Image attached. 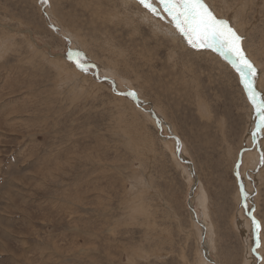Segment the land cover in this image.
<instances>
[{"label": "rangeland", "instance_id": "1", "mask_svg": "<svg viewBox=\"0 0 264 264\" xmlns=\"http://www.w3.org/2000/svg\"><path fill=\"white\" fill-rule=\"evenodd\" d=\"M204 2L263 93L264 0ZM166 23L137 0H0V264H264V133L230 65Z\"/></svg>", "mask_w": 264, "mask_h": 264}, {"label": "snow or ice", "instance_id": "2", "mask_svg": "<svg viewBox=\"0 0 264 264\" xmlns=\"http://www.w3.org/2000/svg\"><path fill=\"white\" fill-rule=\"evenodd\" d=\"M40 2L44 4L47 0ZM137 3L153 18L166 21L188 47L215 53L230 65L238 75L239 83L253 110L255 130L251 132L252 139L255 141L258 134L264 133V93L256 87L257 70L242 47V37L230 23L218 18L204 0H137ZM67 58L83 73H87L91 67L79 52L69 51ZM111 83L115 91V82ZM117 94L134 98L136 96L134 92ZM241 195L247 200L243 190ZM244 207L247 208L246 203ZM250 219L254 238L252 251L255 252L261 246V224L254 216Z\"/></svg>", "mask_w": 264, "mask_h": 264}, {"label": "bare ground", "instance_id": "3", "mask_svg": "<svg viewBox=\"0 0 264 264\" xmlns=\"http://www.w3.org/2000/svg\"><path fill=\"white\" fill-rule=\"evenodd\" d=\"M53 16H54V15H53ZM166 24H167L168 28H172L168 23H166ZM172 29H173V28H172ZM175 34H176V33H175ZM172 36H173V35H172ZM73 42H74V41H73ZM74 44H75V43H74ZM98 68H99V67H98ZM114 74H115V73H114ZM112 77H113V76H112ZM113 78H114V77H113ZM119 79H120V78H119ZM119 79H118V80H119ZM261 84H262V83H261ZM263 86H264V85H263ZM263 86H262V87H263ZM257 87H258V86H257ZM258 88H259V87H258ZM258 88H257V89H258ZM260 90L264 93V90H262V89H260ZM248 156H249L248 160L253 164V159H251V156H252V157H254V156H253V155H250V154L247 155V157H248ZM254 159L259 163L258 158L254 157ZM259 160H260V159H259ZM254 162H255V161H254ZM258 163H257V164H258ZM253 167H254V166H253ZM253 167H251V170H253ZM246 178H248V177H246ZM246 178H245V179H246ZM251 178H252V177H251ZM249 184H250V183H249ZM249 188H251V187H249ZM250 191H251V190H250ZM204 200H205V199H204ZM201 202L203 203L202 200H201ZM260 223H261V222H260ZM243 224H246V225H248V226L250 227V221H249V220H247V221H243ZM246 225H244V228H245V229H248V227H247ZM250 230H251V229H249L248 232H250ZM199 233H200V232H199ZM207 242H208V240H207ZM207 242H206V243H207ZM207 244H208V243H207ZM248 244H250V243H248ZM247 247H248V246H247ZM249 249H250V248H249ZM246 259H247V258H246ZM250 259H251V258H250ZM250 264H251V263H250Z\"/></svg>", "mask_w": 264, "mask_h": 264}]
</instances>
